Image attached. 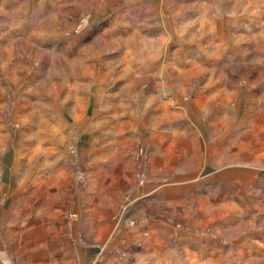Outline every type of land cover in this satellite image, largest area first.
Returning <instances> with one entry per match:
<instances>
[{
    "label": "rangeland",
    "instance_id": "374dc122",
    "mask_svg": "<svg viewBox=\"0 0 264 264\" xmlns=\"http://www.w3.org/2000/svg\"><path fill=\"white\" fill-rule=\"evenodd\" d=\"M76 8L68 14L61 13L64 25L53 30L56 35L72 33L81 37L88 57L86 65L92 69L97 60L88 55L99 48L102 56L114 49L111 43H101V33L110 19L93 22L87 10L76 15ZM12 25V19L0 16V37L8 36ZM55 38L53 44L57 45L48 47V54L41 58L43 73L54 79L52 91L29 95L31 107L19 110L24 118V122L20 119V129L28 126L26 130L31 131L29 144L23 149L28 154L24 159L29 162L30 176L34 175L36 181L49 178L53 188L62 193L52 200V214L35 212L32 218L23 214L14 220L15 225H7L1 240L11 264H91L101 248L107 258L112 254L111 258L118 262L124 256L118 254L122 249L112 248L113 227L123 221L134 223L130 217L135 210L127 214L129 203L152 190L155 197L164 198V210L171 219L173 214H188L196 219L197 226L191 230L215 237L222 226L230 238L245 233L246 241L255 237L264 244V133L257 123L258 99L264 90V63L257 61L255 54L250 53L248 60L230 58L228 64L219 63L218 68H227L220 77L230 89L239 82H244V86L257 84L255 91H249L250 98L240 100L239 95L228 100L223 115L219 101L201 112L195 108L194 100L190 102L207 89L204 67H195L184 75L174 71L161 78L168 84L162 82L160 87L153 77L139 79L137 86L144 92H117L118 84H107V91L100 96L104 102L116 100L97 111L91 105L94 93L83 91V85L75 83L73 70L78 67L77 61L68 64L61 59L63 44L59 37ZM167 67L171 69L169 73L173 71ZM68 87L73 90L67 91ZM176 88L184 89L180 93L182 104L174 102L175 106L165 110L166 118L160 115L163 109L138 106L152 99L157 91L160 96L172 98ZM4 94L3 100L8 101L0 104V122L3 119L18 129V108H14L13 98ZM78 98L86 106L62 105V100ZM185 102H190L193 112L201 113V117H195ZM111 111L114 115L109 119ZM29 116L30 123L26 121ZM173 133L177 136L173 137ZM115 135L117 140L107 138ZM105 143H110V147L105 148ZM80 148L84 152H78ZM48 149L50 154L45 152ZM78 154L85 156L79 158ZM49 166L51 173L47 172ZM36 197L30 203L32 208H38L40 203L50 205L48 197ZM59 209L61 216L55 214ZM99 211L110 219L99 220ZM234 254L240 255L239 264H264V251Z\"/></svg>",
    "mask_w": 264,
    "mask_h": 264
},
{
    "label": "crops",
    "instance_id": "0c3cea01",
    "mask_svg": "<svg viewBox=\"0 0 264 264\" xmlns=\"http://www.w3.org/2000/svg\"><path fill=\"white\" fill-rule=\"evenodd\" d=\"M74 5L77 7L76 15L87 10L93 22L110 19L101 33L104 36L101 43H111L114 49L103 56L100 48L93 55H88L97 60H94L95 64L92 62V69L86 65L85 58L88 57L81 37L72 33L56 35L53 30L62 28L64 19L60 14H68L74 10ZM0 16L4 19L9 17L13 23L8 33L11 38L0 37V104L8 101L3 100L4 93H8L13 98L14 108H18L17 120L19 119L18 129L11 128L3 119L0 122V264H11L5 255L3 239L1 240L7 225H15L14 220L20 219L23 214H28L31 218L35 212L39 215L52 214V200L62 193L53 188L54 183L49 178L36 181L34 175L30 176L29 162L25 160L28 154L23 149L29 144L31 131L26 130L28 126L20 129V119L23 118L20 110L31 107L29 95L52 91L54 79L50 77L51 74L43 73L41 58L48 54L45 52L50 49L48 47L57 45L53 44L55 37H59L63 44L59 52L61 59H65L68 64L71 60L77 61L78 67L73 70L75 83L83 85V91L94 93L91 105L97 111L108 103L100 96L101 92L107 91V84H118L117 92H144L142 87L139 90L137 86L139 79L153 77L160 87L162 82L167 83L166 79L161 81V78L173 75L174 71L184 75L191 73L193 68L204 67L208 77L207 89L190 102L194 100L195 108L200 111L219 101L222 106L218 107L223 115L228 100L239 95L242 97L240 100L250 98L249 91H255L257 84L247 83L246 87L244 82H239L230 89L224 82L226 80L220 77L223 69L225 74L227 68H218L219 63L228 64L230 58L248 60L250 53L256 55L257 61L264 63V0H0ZM47 22L49 27H46L49 25ZM81 51L83 52L80 53ZM74 52L77 54L74 55ZM77 55L79 56L73 59ZM167 66L173 68V73H169L168 70L171 69ZM107 78L108 82H112L108 83ZM66 85L70 83L66 82ZM72 90L71 87L67 88V91ZM174 90L177 94L174 93L172 98L160 96L157 91L152 99L146 100V103L141 102L138 106L163 109L160 115L166 118V109L182 104L180 93L184 89ZM81 100H62V105H76L78 108L86 106ZM115 100H108V104ZM258 100L260 107L257 108V123H260L263 130L261 133H264V90ZM190 102H185V105L193 112ZM200 114L196 111L194 116L200 118ZM113 115L111 111L109 119ZM30 118L31 116L26 119L28 123ZM99 120L101 122V117ZM166 135L169 136L167 133ZM176 136L173 133V137ZM107 138L117 140L118 135ZM107 146L110 147V143L104 144L105 148ZM80 151L82 153L84 149L80 148L78 152ZM45 152L50 154L51 149ZM47 169V172H53L51 166ZM153 192L137 196L129 203L127 214L130 215L132 209L135 210L130 217L135 220L134 223L127 224L123 221L113 227L112 248L126 251L132 244L141 246L138 251L125 252L124 260H128L131 255L134 264H239L240 255L234 253H247L251 250L261 254L264 251L261 239L252 237L246 241L243 239L245 233L236 235L235 239L230 238L228 231H223L222 226L217 229L215 237L191 230L190 227L197 226L196 219L188 214L180 216L172 212L171 219L170 213L164 210V198L155 197ZM40 195L51 199L50 205L41 206L39 199H35L40 206L32 208L33 198ZM134 206L136 207L133 208ZM55 214L61 216L62 209ZM101 214L100 212L97 217L99 220L110 219ZM221 217L227 221L226 216ZM119 253L122 255V251ZM111 255L108 263L118 264Z\"/></svg>",
    "mask_w": 264,
    "mask_h": 264
},
{
    "label": "trees",
    "instance_id": "16d2710c",
    "mask_svg": "<svg viewBox=\"0 0 264 264\" xmlns=\"http://www.w3.org/2000/svg\"><path fill=\"white\" fill-rule=\"evenodd\" d=\"M106 21H104V23H101V26L103 24H105ZM95 30V29H94ZM141 248V246L136 245V244H132L131 246L128 247V249H126V251H122V254H124L125 252H135L138 251ZM118 264H134V259L132 258L131 255H129V259L128 260H124V259H119Z\"/></svg>",
    "mask_w": 264,
    "mask_h": 264
},
{
    "label": "built area",
    "instance_id": "2783aa9c",
    "mask_svg": "<svg viewBox=\"0 0 264 264\" xmlns=\"http://www.w3.org/2000/svg\"><path fill=\"white\" fill-rule=\"evenodd\" d=\"M91 264H108V258L105 254L104 248H101V251L95 256Z\"/></svg>",
    "mask_w": 264,
    "mask_h": 264
}]
</instances>
